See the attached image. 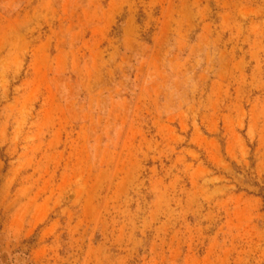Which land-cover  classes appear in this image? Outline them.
I'll list each match as a JSON object with an SVG mask.
<instances>
[{
	"label": "rangeland",
	"instance_id": "374dc122",
	"mask_svg": "<svg viewBox=\"0 0 264 264\" xmlns=\"http://www.w3.org/2000/svg\"><path fill=\"white\" fill-rule=\"evenodd\" d=\"M0 264H264V0H0Z\"/></svg>",
	"mask_w": 264,
	"mask_h": 264
}]
</instances>
